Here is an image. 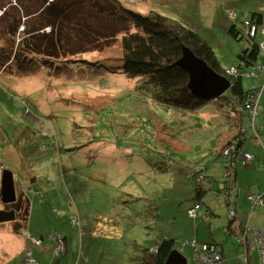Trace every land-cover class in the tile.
<instances>
[{"label": "rangeland", "instance_id": "374dc122", "mask_svg": "<svg viewBox=\"0 0 264 264\" xmlns=\"http://www.w3.org/2000/svg\"><path fill=\"white\" fill-rule=\"evenodd\" d=\"M254 2L129 0L125 4L142 14L162 12L192 30L196 28L214 49L222 69L228 71L237 59L227 54L225 46L232 44L243 52L241 48L248 42L231 36L229 30L233 23L244 29V21L251 19L252 11L262 0ZM234 6L238 16L224 28L227 18L223 11ZM214 14V24H208L207 18L201 20V15ZM93 25L96 29L101 27L98 21ZM2 34L0 24V53L1 46L9 53V37ZM260 34L261 31L259 43ZM109 44L104 54L84 53L74 59L117 58L121 54L120 42L112 44L110 39ZM71 48L67 51L90 49L84 40ZM28 60L32 61V57ZM33 66L32 71H21L16 59L3 63L0 58V191L5 169L17 175L20 170L27 178L36 174L42 190L30 218L50 219V225L56 224L55 229L66 230L73 240L77 238L80 243L76 264H139L142 251L153 246L155 253V244L168 233L176 237L175 248L184 249L188 264H197L194 249L186 241L188 234L192 237L197 231L208 236L212 233L211 238L223 248L224 254L220 252L224 264H244L246 245L234 230L228 231L233 207L230 212L227 206L220 209L212 224L195 221L198 217L191 220L184 214L196 191L197 179L192 175L200 178L205 174L204 166L210 168L218 160L221 131L201 123L196 111L164 106L139 94V80L78 69L57 75L55 70ZM247 69L242 76L246 91L260 80L249 76L253 68ZM221 101L228 103L226 98ZM235 168L227 163L221 177L233 183L238 170L235 173ZM16 186L17 190L22 186L21 180H16ZM241 199L238 210L244 213L240 220L247 224L250 218L245 209L249 202L244 196ZM194 205L198 212L203 206L198 201ZM12 206L3 204L0 195V210L9 211L14 209ZM260 208L261 205L256 207V213ZM23 212L24 209L19 216L21 225L28 222L23 221ZM256 213H252V222L257 226ZM182 229L184 232L180 233ZM90 231L95 232V239H91ZM98 233L112 238L98 237ZM48 243L45 240L42 247H48ZM63 246L60 252H66ZM249 248V264H261L254 241Z\"/></svg>", "mask_w": 264, "mask_h": 264}, {"label": "trees", "instance_id": "16d2710c", "mask_svg": "<svg viewBox=\"0 0 264 264\" xmlns=\"http://www.w3.org/2000/svg\"><path fill=\"white\" fill-rule=\"evenodd\" d=\"M125 1L0 0L2 35L8 36L11 44L9 53L4 52V47L1 46L0 58L3 63L16 59L21 71L27 68L32 71L33 64H36L40 68L55 70L57 75H61L64 70L76 69L93 71L95 74H121L129 80H139L138 93L150 96L158 104L189 112L198 111L207 102L193 95L189 88V74L177 63L183 58L184 49L187 48L223 76L224 71L214 49L196 29L192 30L162 12L152 10L148 14H142L127 6ZM231 14L234 16V13ZM94 21L101 23L100 29L94 27ZM248 21L261 27L264 24V15L252 13ZM104 29L105 34H101ZM229 32L237 39L242 35L234 25ZM258 34L259 31L248 39V48L239 56L241 62L237 66L235 84L221 99L226 98L228 102L236 101L246 106V98L256 91H246L241 79L247 68H255L258 63L261 55V44L256 40ZM110 39L112 44L120 42L121 54L117 58L103 57L97 61L74 59L76 55L82 56L84 53L104 54L111 46ZM80 40L89 42L90 49L67 51L68 47L74 49V45ZM29 57H32V61L28 60ZM224 76L233 81L231 77ZM79 106L84 107L82 104ZM228 145L229 142L221 150V155ZM197 188L198 195L194 200L202 203L203 192L200 185ZM12 208L17 214L15 224L21 228L20 212L24 209L22 218L27 221L30 200L22 194ZM163 239L155 244L158 245V252L153 253V246L142 251L138 257L139 264L167 263L175 248L176 237L168 233ZM191 241L193 240L188 242ZM187 246L192 247L190 244ZM181 252L184 254V251Z\"/></svg>", "mask_w": 264, "mask_h": 264}, {"label": "crops", "instance_id": "0c3cea01", "mask_svg": "<svg viewBox=\"0 0 264 264\" xmlns=\"http://www.w3.org/2000/svg\"><path fill=\"white\" fill-rule=\"evenodd\" d=\"M224 1L225 2L233 1L235 2V4H237L238 2L255 3L254 2L255 0H239V1L224 0ZM211 2H214V0L213 1L211 0ZM259 4H260L259 7H256L252 11V13L253 12L262 13L264 15V0H262V2ZM231 13H234V16L231 17L230 16ZM249 13L251 14V12ZM223 14H225V17L227 18L226 25L224 26V28H226V26L228 27V22L230 23L233 22L235 18H237L238 16L237 9L235 8V6L233 8L224 10ZM207 16L201 15V20L207 18L210 19V22L208 24L211 23L214 24V19L216 18V14L212 15V17H210L209 15ZM248 20L250 19H246L244 23ZM233 25L244 34L245 26L243 29L242 27L234 23ZM260 36H261V43L263 46L264 45L263 32L262 34H260ZM246 41L248 40L246 39ZM247 46H249V42H247L246 46L241 49L246 50L248 48ZM225 49H228L227 50L228 55L230 56L234 55V58L237 59V62L234 64L233 61V63L230 64L229 67L231 68L237 67L241 62V59L239 57L241 52H238V49L235 48L232 44L226 45ZM261 51H262V57H259L256 67L253 68V72L256 71L258 75L257 77L254 78L259 77L260 80L257 81V84L255 86L257 88L254 87L249 89L260 92V97L257 104V110L255 115H252L251 109L248 106H243L241 105V103L236 101L233 102L230 101L227 103L221 101V99L218 101H214L209 105H204L202 108L196 111L197 117L200 118L202 121L201 123L207 125L208 127H211L213 130H217L218 132L221 131L223 133V136L217 150L218 160H215L210 168L204 166L205 168L203 167L204 168L203 171H205V174L203 176H200V178L195 177V175H192L194 180L197 179L196 184L198 186L200 185V189L203 192V193L201 192L202 195L200 194L202 200L201 202L203 203V206L201 210L198 212V216H197L198 218L195 221H198L200 223L212 224L213 223L212 220L218 216V213H220V209L224 208V206H227V211L230 212L231 211L230 207H233V210L230 213H235L236 215L234 216V219H233V215L232 218L229 217L230 223L228 225V231L231 232V230H234L236 234L240 235V239L241 238L243 239L242 244L245 245L247 241L246 243L247 249L249 248L251 241H253V232H252L253 227H256L254 229L264 227V225H260V222L264 223V211H262V205L257 213H256V208L253 211L254 215L255 213L257 214L255 221L259 222V225H257L258 227L256 226V223L252 222V218L254 216L253 214L251 217L249 216L250 219L246 224L243 223L242 220H240V217L244 212H240L238 210L240 202H242L243 200L241 198H243L244 196V198L246 199L251 192L260 193L264 198V70H262L261 73L258 72L259 67L261 66L262 68L264 67L263 47L261 48ZM220 65L223 64L220 63ZM222 70L225 71L226 73L229 71V70L226 71L225 69ZM232 80L234 81L235 79ZM241 82H243L242 79ZM238 135L243 136L245 139L242 141L240 146L242 153L252 154L253 160L246 167H242V166L239 167L236 174V180L233 183H228V181H226V178L223 179V177H221L222 172L226 167V163H227V160L224 159V157L221 155V150L230 141V139L236 138L238 137ZM25 162L28 163L26 159ZM28 167H31V163L29 164ZM24 171H28V170H26L25 168ZM31 172H35V171L31 170ZM14 175L16 180L18 179L19 182L21 180L22 183V186L17 190V195L19 197L20 195L23 194V196L25 195V197H27L30 200V211H31V208L34 207L37 203L36 195H38L39 192L33 194L29 190L38 189L40 192L42 190L41 185H39L40 182H38L39 180L37 178V175L32 174L29 175V178H27L26 175L20 170L18 171V175L17 173H14ZM189 175L190 174H187V176ZM209 175H211L212 177ZM207 179H212V180L211 181L209 180V182H207ZM214 180L215 181L221 180V183L215 182ZM205 182H207L208 184H205ZM197 185H196V189L198 190L199 188H197ZM197 190L195 191L192 201L189 203L186 211L184 212V214L189 219L191 218L188 216L187 213L190 209L193 208L192 206L194 205V201H195L194 199L198 195ZM223 198L227 203L224 202ZM246 209H245V213H246ZM30 211L27 220L28 222L25 225H22L21 228H18V225H16L15 222L0 224V264H28V256H27L28 250L32 251L34 255V259L37 261L36 264H76L77 261L75 260V257L77 256L78 253L79 240H77V238L73 240V238L69 237L68 232L65 230V228H63L65 231L55 229L54 227L56 224L52 223L51 226L50 219L33 221V219L30 218ZM179 232L183 233L184 229L179 230ZM188 233H190V228ZM89 234L91 239L96 238V236H94L95 235L94 231L93 233H91L90 231ZM97 236L112 238V236H106L103 235L102 233H98ZM85 237H86V233H83L82 238L85 239ZM118 237L119 236H115V238ZM211 237H213L212 233H210V236H208L203 231L201 232L197 231L192 235V237H190V234H188L186 241L195 240L197 241V243L200 244L214 243L219 245L218 243L214 242L215 240L212 239ZM61 239L66 246V252H65L66 255L63 256H60L61 254H58L56 250L58 241H60ZM34 240H40L41 245L35 246L33 243ZM45 240L48 241L49 243H48V247L43 248L42 244ZM68 244L72 245L71 250H68ZM174 249L179 251H184L180 248H174ZM221 250L224 254L222 247Z\"/></svg>", "mask_w": 264, "mask_h": 264}, {"label": "water", "instance_id": "95a60500", "mask_svg": "<svg viewBox=\"0 0 264 264\" xmlns=\"http://www.w3.org/2000/svg\"><path fill=\"white\" fill-rule=\"evenodd\" d=\"M257 31L256 27L255 34H257ZM251 37L253 36L248 35L245 37L243 35L239 39L244 38L248 40ZM177 64L189 74V88L193 95L205 102L218 101L227 95L235 84V81H230L228 78L215 72L187 48L184 49L183 58ZM238 138L241 140V143L245 140L241 135H238ZM0 195L1 201L5 205L17 202L16 178L14 173L9 169H5L2 173ZM16 220L17 214L14 209L9 211L0 210V224L11 223ZM166 264H188V258L181 251L174 249Z\"/></svg>", "mask_w": 264, "mask_h": 264}, {"label": "built area", "instance_id": "2783aa9c", "mask_svg": "<svg viewBox=\"0 0 264 264\" xmlns=\"http://www.w3.org/2000/svg\"><path fill=\"white\" fill-rule=\"evenodd\" d=\"M244 26L246 30V35L254 36L256 31V26L251 24L249 21H246L244 23ZM261 32H263L264 35V25L261 27ZM262 47L264 48V45ZM259 68L261 69L262 66ZM262 70H264V67L262 68ZM229 74L234 77H237L238 71L237 69L233 68L232 70L229 71ZM249 76L257 77L258 75L257 72L255 71L251 73ZM259 97H260V92L255 91L246 98V104L251 109L252 115L256 114ZM240 146H241V140L239 138H234L222 153L223 157L227 160L228 167L231 166L233 168L236 166L235 173L239 167L241 166L246 167L253 160V155L249 153H242ZM234 176L236 175L234 174ZM262 200L263 197L260 193L251 192L247 196V201L249 202L247 211L249 216H251V213L258 205H262ZM197 214H198V209L195 206L188 211V215L191 218H197L198 216ZM253 239H254V244L257 250L259 251L261 264H264V227L253 230ZM40 243L41 242L39 240L34 241V244L36 246H39ZM187 244H190L193 247L195 252V260L197 264H224L221 255L222 252L221 248L217 244L208 243V244L198 245L195 240L188 242ZM63 245L64 243L60 240L58 244V252L61 248L64 247ZM185 245L186 244H184V246ZM246 255H247L246 258L243 259V263L249 264L247 247H246ZM27 256H28V264H36V261L33 258V253L31 251L27 252Z\"/></svg>", "mask_w": 264, "mask_h": 264}, {"label": "clouds", "instance_id": "9594fccd", "mask_svg": "<svg viewBox=\"0 0 264 264\" xmlns=\"http://www.w3.org/2000/svg\"><path fill=\"white\" fill-rule=\"evenodd\" d=\"M0 14H2V13H0ZM256 27L258 28V31L260 32L262 26H261V27L256 26ZM258 31H257V32H258ZM243 35H244L245 37L248 36V35H246V30H245L244 34L242 33V35H240V38H241V36H243ZM243 39H244V38H243ZM261 47H262V46H261ZM239 65H240V64H239ZM233 68L237 69V67H233ZM233 68H231L230 70H232ZM230 70H229V71H230ZM229 71H228L227 73L224 71V72H223V73H225L224 75H228L229 77H231V79H235L234 76H232V75L229 74ZM250 74H251V73H250ZM224 75H223V76H224ZM224 77H225V76H224ZM226 78H227V77H226ZM235 80H236V79H235ZM219 100H220V99H219ZM246 106H247V104H246ZM236 138H238V137H236ZM233 139H234V138H233ZM233 139H232V140H233ZM229 144H230V142H229ZM236 174H237V173H236ZM235 177H236V176H235ZM29 191H30V192L33 191V192H32L33 194H36L37 192H39V191L34 190V189H30ZM39 193H40V192H39ZM17 197H18V196H17ZM17 201H18V199H17ZM11 205H12V204H11ZM247 209H248V207H247ZM247 209H246V213L248 214ZM254 210H255V209H254ZM254 210H253V211H254ZM252 213H253V212H252ZM252 213H251V216H252ZM232 215H233V219H234V216H235L236 214H235V213H232ZM248 216H249V215H248ZM251 216H250V217H251ZM257 229H258V228H257ZM253 230H255V229H253ZM253 230H252V232H253ZM34 241H36V240H34ZM34 241H33V243H34ZM39 241H40V240H39ZM61 241H62V239H61ZM253 241H254V239H253ZM40 242H41V241H40ZM62 242H63V241H62ZM63 243H64V242H63ZM246 243H247V241H246ZM246 243H245V245H246ZM58 244H59V241H58ZM58 244H57V247H58ZM204 244H208V243H204ZM212 244H214V243H212ZM34 245H35V244H34ZM40 245H41V243H40ZM40 245H39V246H40ZM64 245H65V243H64ZM200 245H202V244H200ZM35 246H36V245H35ZM246 247H247V245H246ZM28 251H31V250H28ZM221 251H222V250H221ZM247 251H248V249H247ZM31 252H32V251H31ZM57 253H58V254H60V253H63V254H64L65 252H60V251L58 252V248H57ZM194 256H195V254H194ZM33 258H34V257H33ZM35 261H36V260H35Z\"/></svg>", "mask_w": 264, "mask_h": 264}, {"label": "bare ground", "instance_id": "6f19581e", "mask_svg": "<svg viewBox=\"0 0 264 264\" xmlns=\"http://www.w3.org/2000/svg\"><path fill=\"white\" fill-rule=\"evenodd\" d=\"M157 252H158V248H157Z\"/></svg>", "mask_w": 264, "mask_h": 264}]
</instances>
